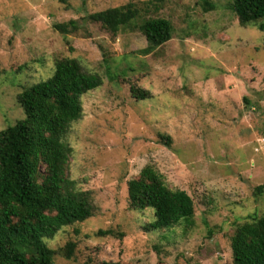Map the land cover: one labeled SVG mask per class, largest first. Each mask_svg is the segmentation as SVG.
<instances>
[{
	"label": "rangeland",
	"instance_id": "374dc122",
	"mask_svg": "<svg viewBox=\"0 0 264 264\" xmlns=\"http://www.w3.org/2000/svg\"><path fill=\"white\" fill-rule=\"evenodd\" d=\"M129 1L136 24L169 19L171 38L145 53L136 25L113 35L88 18ZM210 1L204 10L198 0H0V129L23 117L17 93L48 77L57 58L103 80L81 95L65 138L67 174L90 191L93 215L45 240L56 264H233L236 224L264 214V20L241 25L231 0ZM70 19L76 31L53 27ZM146 164L193 198L190 220L148 230L152 209L129 208L127 181Z\"/></svg>",
	"mask_w": 264,
	"mask_h": 264
},
{
	"label": "trees",
	"instance_id": "16d2710c",
	"mask_svg": "<svg viewBox=\"0 0 264 264\" xmlns=\"http://www.w3.org/2000/svg\"><path fill=\"white\" fill-rule=\"evenodd\" d=\"M58 1L69 7L70 0ZM198 1L204 10L213 8L210 0ZM231 8L241 25L264 20V0H231ZM138 13L129 1L90 13L88 18L113 35L136 25L147 41L145 53L171 38L173 26L169 19L149 17L136 24ZM53 27L65 35L76 31L78 24L70 19L56 22ZM258 29L264 30V21ZM102 82L100 74L85 71L78 59L62 57L55 59L48 77L17 93L23 117L0 129V264H56L55 251L45 240L61 227L93 215L90 191L79 189L67 174L71 147L65 138L70 124L82 116L81 95ZM131 93L137 99L149 94L133 86ZM159 137L168 143L167 135ZM263 187L264 183L258 185L257 192ZM127 200L132 210L152 209L153 220L145 226L148 230L168 229L188 221L195 210L193 198L185 190L170 188L150 164L127 181ZM74 246V242H67L63 247L66 257L72 256ZM230 248L233 264H264V214L237 223Z\"/></svg>",
	"mask_w": 264,
	"mask_h": 264
}]
</instances>
